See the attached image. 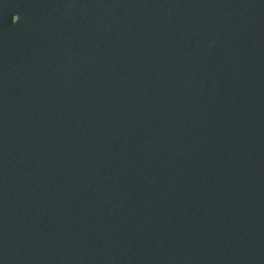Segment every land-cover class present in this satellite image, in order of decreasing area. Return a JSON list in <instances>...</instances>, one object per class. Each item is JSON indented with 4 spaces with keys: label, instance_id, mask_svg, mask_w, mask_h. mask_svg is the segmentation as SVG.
<instances>
[{
    "label": "water",
    "instance_id": "95a60500",
    "mask_svg": "<svg viewBox=\"0 0 264 264\" xmlns=\"http://www.w3.org/2000/svg\"><path fill=\"white\" fill-rule=\"evenodd\" d=\"M0 264H264V0H2Z\"/></svg>",
    "mask_w": 264,
    "mask_h": 264
},
{
    "label": "snow or ice",
    "instance_id": "6c2138e0",
    "mask_svg": "<svg viewBox=\"0 0 264 264\" xmlns=\"http://www.w3.org/2000/svg\"><path fill=\"white\" fill-rule=\"evenodd\" d=\"M0 2H2V0H0Z\"/></svg>",
    "mask_w": 264,
    "mask_h": 264
}]
</instances>
